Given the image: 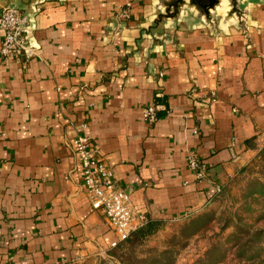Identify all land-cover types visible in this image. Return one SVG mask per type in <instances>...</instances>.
Here are the masks:
<instances>
[{"label":"crops","instance_id":"1","mask_svg":"<svg viewBox=\"0 0 264 264\" xmlns=\"http://www.w3.org/2000/svg\"><path fill=\"white\" fill-rule=\"evenodd\" d=\"M239 9L228 19L225 0L208 21L185 8L158 28L160 0H41L24 11L28 51L0 54V264L114 248L85 192L77 136L130 191L140 228L205 209L262 151L264 0ZM150 105L153 124L143 120Z\"/></svg>","mask_w":264,"mask_h":264},{"label":"rangeland","instance_id":"2","mask_svg":"<svg viewBox=\"0 0 264 264\" xmlns=\"http://www.w3.org/2000/svg\"><path fill=\"white\" fill-rule=\"evenodd\" d=\"M220 187L199 212L64 264H264V148Z\"/></svg>","mask_w":264,"mask_h":264},{"label":"built area","instance_id":"3","mask_svg":"<svg viewBox=\"0 0 264 264\" xmlns=\"http://www.w3.org/2000/svg\"><path fill=\"white\" fill-rule=\"evenodd\" d=\"M121 14L125 19L130 18L127 8ZM26 25L27 16L23 9L13 6L0 12V30L4 35L0 54L3 58H14L28 51ZM157 109L155 105L147 106L143 111L144 122L155 123ZM73 148L81 167L90 205L93 209L102 211L108 219L116 235L111 246L118 247L140 228L144 215L135 210L130 191L120 185L114 170L100 157L97 149L91 147L88 137L77 136L73 140ZM188 165L198 175L204 167L193 153L188 156Z\"/></svg>","mask_w":264,"mask_h":264},{"label":"water","instance_id":"4","mask_svg":"<svg viewBox=\"0 0 264 264\" xmlns=\"http://www.w3.org/2000/svg\"><path fill=\"white\" fill-rule=\"evenodd\" d=\"M41 0H4L0 5V12L4 9L19 4L26 11V14L33 13L34 8ZM163 12L157 14L154 22L155 28H158L168 20H176L185 8L195 9L202 14L208 21H212L213 15L218 9H221L225 0H160ZM229 3L228 19L234 15L242 18L243 13L239 9L242 0H226Z\"/></svg>","mask_w":264,"mask_h":264},{"label":"trees","instance_id":"5","mask_svg":"<svg viewBox=\"0 0 264 264\" xmlns=\"http://www.w3.org/2000/svg\"><path fill=\"white\" fill-rule=\"evenodd\" d=\"M155 224L153 222H149L147 223L145 226L141 227L140 229H138L130 238H128L127 240H130L131 238H133V236H137L138 238H144L147 235L151 234L154 232L155 230ZM126 240V241H127ZM123 243V242H122ZM121 245V244H120ZM119 245V246H120Z\"/></svg>","mask_w":264,"mask_h":264}]
</instances>
